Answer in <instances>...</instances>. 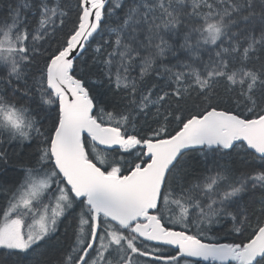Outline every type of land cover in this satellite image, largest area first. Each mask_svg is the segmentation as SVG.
<instances>
[{
    "label": "snow or ice",
    "instance_id": "6c2138e0",
    "mask_svg": "<svg viewBox=\"0 0 264 264\" xmlns=\"http://www.w3.org/2000/svg\"><path fill=\"white\" fill-rule=\"evenodd\" d=\"M8 13L0 264H264V171L243 158L264 168V0H17ZM229 220L239 242L208 235Z\"/></svg>",
    "mask_w": 264,
    "mask_h": 264
},
{
    "label": "trees",
    "instance_id": "16d2710c",
    "mask_svg": "<svg viewBox=\"0 0 264 264\" xmlns=\"http://www.w3.org/2000/svg\"><path fill=\"white\" fill-rule=\"evenodd\" d=\"M17 2V0H0V20L5 19L6 17H8V6L11 5H15V3ZM73 3H75V0H73ZM112 3V0H109V4ZM28 15V19L31 22H34V17L32 15L31 12L27 13ZM99 39V38H97ZM97 41H93L92 44L90 45L89 49H88V58L91 59V54H92V50L95 47ZM173 63H175V61H173ZM162 83V82H161ZM141 125L138 122L137 127L139 128ZM36 141L34 140L32 142V144L28 147L25 148L23 150V155L20 157V160L23 162H27V157H28V153L31 151L32 148H34L36 146ZM15 146H11L9 147V151H13ZM90 151V149H89ZM134 156V154H133ZM133 156H126L125 159L126 160H131L133 159ZM111 158V157H110ZM246 160V165H245V170H247L248 172H259V171H264V168L261 167L262 162L259 159H255L253 157H243ZM237 159H239V157H237ZM17 165V158L13 157L9 167L10 168H15L16 172L19 173L20 169L18 167H16ZM125 167H127V165L125 164ZM259 189L256 191L255 194V198L259 197ZM252 197H248L246 196L245 199H250ZM174 207V206H173ZM176 212H179V209H176ZM169 215H171V213H169ZM64 223H67V221H65ZM165 223L169 226V227H173L172 224L168 223V219L167 216L165 217ZM231 227V221H226L224 222L222 225H213L211 231L208 233L209 236H218L219 242L221 243H231V242H239L240 237L237 236V234L232 233L231 235L228 234L227 230ZM176 230H180L179 225H175ZM64 231V225L61 224L60 225V232L62 233ZM246 234V233H245ZM174 254V253H173ZM50 255H59L58 252L56 253H50ZM201 264H204V262H201Z\"/></svg>",
    "mask_w": 264,
    "mask_h": 264
},
{
    "label": "rangeland",
    "instance_id": "374dc122",
    "mask_svg": "<svg viewBox=\"0 0 264 264\" xmlns=\"http://www.w3.org/2000/svg\"><path fill=\"white\" fill-rule=\"evenodd\" d=\"M29 222H31V221H29Z\"/></svg>",
    "mask_w": 264,
    "mask_h": 264
}]
</instances>
